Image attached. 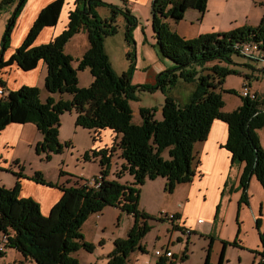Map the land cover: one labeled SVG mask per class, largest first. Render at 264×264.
Masks as SVG:
<instances>
[{
  "label": "trees",
  "instance_id": "obj_1",
  "mask_svg": "<svg viewBox=\"0 0 264 264\" xmlns=\"http://www.w3.org/2000/svg\"><path fill=\"white\" fill-rule=\"evenodd\" d=\"M26 0H18L6 26L3 41L9 39L16 15ZM208 0H151L152 23L157 38L158 52L171 58L174 65L160 72L155 84L132 83L133 66L129 71L117 73L110 65L103 44L107 34H113L117 26L113 17H99L93 9L102 0H75V7L69 12L68 25L51 41L32 44L39 30L46 25H56L64 0H53L39 11L24 41L19 44L11 59L5 62L0 57V67L13 61L24 70L37 66L40 60L46 65L45 87L50 93L69 91L71 101L48 96L45 101L39 97L35 85H22L9 90L0 97V129L10 122H34L43 134L35 145L36 153L50 158L51 153L60 152L59 124L61 113L76 111V124L94 131V140L103 129L109 128L114 134L113 145L106 146L95 154L100 155L101 184L94 187L87 179L76 177L72 183L56 184L62 195L52 205L50 213L43 214L39 203L29 197L19 196L20 180L24 176L11 170L17 182L11 188L0 185V231L8 232L7 246L14 247L36 264H79L72 255L79 248L93 249L81 231L88 215L100 211L106 204H116L134 215V222L125 238H117L113 250L108 254V264H127L130 254L140 244L142 236L149 230L147 214L137 208L139 185L147 178L166 177V188L172 191L181 182H190L198 170L199 158L196 144L205 142L215 119L228 124L226 142L222 145L230 150L231 162H244L240 182L243 185L242 200L247 202L244 190L251 175H255L264 186V150L257 130L264 128V98L241 95L240 104L225 110L223 94L218 91H232L221 86L228 67L217 62L228 58L229 52H237L239 44L249 42L264 55V22L256 27L244 26L228 32H215L187 39L172 30L167 18L179 21L187 7L205 11ZM14 0H0V7ZM113 12L118 6L111 4ZM130 10L126 7L128 17ZM263 21V20H262ZM79 30L88 34L89 47L76 66L64 46ZM127 40L130 37L126 31ZM131 56V54H128ZM243 55V54H242ZM252 59V58H250ZM217 60L212 65L207 63ZM89 67L94 78L87 87L77 84L78 70ZM214 71H205V70ZM1 83L3 79L0 78ZM4 84V83H3ZM190 85V95H174L173 88ZM160 89L164 93L161 118L156 117V107H140L138 112L142 123L132 122L131 100L139 99V91ZM122 159L118 175L124 172L133 176L131 183L109 179L108 169L112 156ZM23 167V166H22ZM38 182L48 183L40 171L32 176ZM219 206L217 207V210ZM174 213L172 221L179 217ZM141 219V224L138 220ZM179 226V225H176ZM202 264H213L210 249ZM186 249V248H185ZM4 252L0 251V257ZM187 257L183 255V260ZM161 256L155 264H182L176 259ZM171 259V258H170ZM223 252L218 264H222ZM11 264H24L13 262ZM258 264H264L259 262Z\"/></svg>",
  "mask_w": 264,
  "mask_h": 264
},
{
  "label": "rangeland",
  "instance_id": "obj_2",
  "mask_svg": "<svg viewBox=\"0 0 264 264\" xmlns=\"http://www.w3.org/2000/svg\"><path fill=\"white\" fill-rule=\"evenodd\" d=\"M102 1L104 3H96L93 6L94 11L102 18L112 16L113 23L117 26L113 34L110 33L104 37L103 48L109 57L111 67L117 73H122L129 71L131 66H133L131 70L132 77L130 79L132 83L143 84L148 79L149 84H155L156 79L151 82L148 69V67H152V63L155 60H158L157 56L159 54L156 46L157 38L152 23L151 0H116L119 8L116 13L113 12L112 5L109 4H113V0ZM17 3L18 0H14V2L0 7V57L5 62L11 59L17 46L25 40L32 26L28 27L21 40L17 38L22 33L17 27L22 11L20 10L16 15L14 25L11 27L8 41L6 43L2 42L8 20L12 12L15 11ZM114 4L116 5L117 3ZM126 7L130 10L128 17L131 19V24L127 20ZM34 20L35 18L33 22ZM166 20L172 30H175L177 34L187 39H194L201 34L228 32L244 26L256 27L261 22H264V0H208L204 12L193 7H187L184 16L179 21H174L171 17H168ZM128 30L130 33L129 40H127L126 34ZM37 36L32 44L39 45L49 41L35 43L38 38ZM89 43L90 40L87 32L79 30L65 44L64 49L71 56L72 66H76L79 58L83 57L89 47ZM129 53L131 56L128 55ZM160 56L162 55L160 54ZM162 57L174 65L171 58ZM214 62H217V60L208 62L207 65L210 66ZM217 63L219 66L230 69L224 76L221 86L234 91L217 89L223 94L224 109L233 110L240 104L241 91L244 86H247L251 91L256 94L258 93L260 97L264 98L263 61L250 59L248 56L231 51L228 58ZM18 71L31 73L29 72L31 70L21 69L15 61L3 64L0 67V78L1 76L3 77L1 79H3L4 85L6 81L8 83V80L10 83L13 82L12 79L16 80L17 77L14 75ZM46 74L47 70L46 66H44L42 75L37 77L36 85H23H35L39 89V97L43 101L49 95L55 99L63 98L71 101L72 94L69 91L50 93L47 90L45 87ZM19 78L21 79L20 76ZM93 78L94 76L89 67L80 69L78 70L77 84L80 87H87L92 83ZM32 79H35V77ZM3 83L0 81V85H3ZM189 87L190 85L187 84L178 85L173 88L172 93L174 95L182 94L183 98L188 97L191 92ZM5 91H7L6 88ZM138 95L140 96L139 99L130 101L133 110L132 122L142 123V118L137 111L140 107H156V117L161 118L159 111L164 102V93L160 89H155L154 91L140 90ZM76 115L73 107L60 115L58 139L63 145L60 152L51 153L48 159L43 157L42 154H37L33 146L30 149H23V153H25V161L23 162L25 165L23 168L24 172L27 171L34 175L36 171H40L42 177L52 184H44L49 189H61L56 185L57 183L68 185L76 177L88 179L94 174H98L102 167L100 155L99 153L95 154V152L106 146L110 147L113 145L115 133L111 129H103L100 136L94 140V131L77 125ZM257 134L261 147L264 150V128H259ZM121 164V158L116 155L112 156L108 175L121 181L132 180L133 176L127 172L118 175ZM0 173L5 175L6 179L13 177L10 171L1 170ZM166 181V177L158 176L156 178H147L142 185L138 186L139 201L137 202V208L148 215L146 219L150 228L140 240V244L144 249L136 248L133 250L127 264H133L137 260L143 264H155L161 257L154 253L155 249H161L166 246L173 251V259H176L178 263L202 264L205 261V259L202 261V255L204 252H207L206 249L210 244L207 235L203 237L199 232L195 231L191 235V238H188L186 234L188 232L182 227L185 224L183 222L179 223L181 221L180 216L172 221L167 215L182 210L181 207L186 202L185 187L187 185L177 184L172 191H168ZM0 185L4 186L1 179ZM4 187L11 188L9 186ZM133 222L134 215L132 213L123 210L119 205L106 204L100 211L89 214L81 229L85 240L93 244V249L90 251L85 248H79L72 255L77 259L79 264H87L88 261L91 264H108V254L113 250L115 240L119 237L125 238ZM138 222L141 224L142 220L139 219ZM206 227L213 226L207 223ZM11 255L12 250L8 252V257ZM183 255L187 256L184 260L182 259ZM168 260H172V257L171 259L168 258ZM0 261L2 262V260Z\"/></svg>",
  "mask_w": 264,
  "mask_h": 264
},
{
  "label": "crops",
  "instance_id": "obj_3",
  "mask_svg": "<svg viewBox=\"0 0 264 264\" xmlns=\"http://www.w3.org/2000/svg\"><path fill=\"white\" fill-rule=\"evenodd\" d=\"M49 1L27 0L18 20L17 27L22 33L17 38L21 40L28 27L32 25L33 19ZM114 3L118 5L116 0H113ZM74 7L75 0H64L56 25L44 26L35 43L51 41L64 27H67L69 12ZM157 59L152 63V67H148L151 82L158 78L161 71L173 66L171 62L160 56V53ZM43 61L40 60L36 67L29 69L31 73L16 72L14 76L17 79H12V83L9 80L8 83L6 81V84L0 85V88H3L7 94L9 90L20 88L23 84L36 85L37 77L42 75L44 66H46ZM33 77L35 79H32ZM1 78L3 77L1 76ZM144 83L149 84L148 79ZM227 135L228 124L215 119L207 140L196 144V152L200 160L198 165L200 174H196L190 182L179 183L187 185L185 187L186 202L179 212L181 219L179 223L183 222L185 225L182 227L186 231L189 230V233H186L188 238H191L195 231L203 237L207 235L209 240L212 237L210 259L213 264L219 263L222 252V264H258L261 260L260 251L264 246V186L255 175H251L247 188L244 190L247 202L242 200L244 187L240 182V176L243 173L244 162H231L230 150L222 145L226 142ZM42 137L43 134L31 121L10 122L1 128L0 171H10L13 177L6 179L5 175L0 173V179L4 186H13L18 179L11 170L19 171L21 167L24 176L20 180L19 196H30L36 200L43 214L47 215L50 213L52 205L61 197V189L47 188L45 183L32 178L33 173L24 172L23 169L25 167L23 149L35 147ZM96 175L94 174L93 177ZM108 177L113 178L110 175ZM132 181L133 179L123 181V183ZM207 223L213 227H206ZM10 250H12V255L8 257ZM205 258L206 253L204 252L202 261ZM0 260H2L0 264L19 261L24 264H36L30 257L9 246L6 247ZM88 263L91 264L89 261ZM133 264L143 263L137 260Z\"/></svg>",
  "mask_w": 264,
  "mask_h": 264
},
{
  "label": "built area",
  "instance_id": "obj_4",
  "mask_svg": "<svg viewBox=\"0 0 264 264\" xmlns=\"http://www.w3.org/2000/svg\"><path fill=\"white\" fill-rule=\"evenodd\" d=\"M235 50L239 52L240 54L248 56V58L261 60L264 63L263 53L259 49H255V47L252 45L251 42H249V44L248 43L239 44V47L236 48ZM0 95L6 96V93L4 92L3 88H0ZM241 95L247 96V97H257V94L251 91L247 86L243 87L241 91ZM101 180H102V175L98 173L95 177L92 176L89 179H87V182L94 187H98L99 184H101ZM167 215H168V218L171 220L174 217L173 213L167 214ZM187 232L189 233V230H187ZM8 236H9L8 232L0 231V251H3L5 249L8 239H9ZM154 253L159 256H166V258H171L174 255L173 251L167 246L161 249L160 248L155 249ZM260 254H261L260 261L264 262V246L262 250L260 251Z\"/></svg>",
  "mask_w": 264,
  "mask_h": 264
},
{
  "label": "bare ground",
  "instance_id": "obj_5",
  "mask_svg": "<svg viewBox=\"0 0 264 264\" xmlns=\"http://www.w3.org/2000/svg\"><path fill=\"white\" fill-rule=\"evenodd\" d=\"M256 49V48H255ZM254 98H256V97H254Z\"/></svg>",
  "mask_w": 264,
  "mask_h": 264
}]
</instances>
